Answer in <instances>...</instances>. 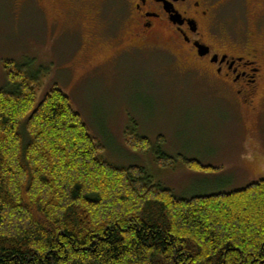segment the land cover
Returning a JSON list of instances; mask_svg holds the SVG:
<instances>
[{
    "label": "trees",
    "instance_id": "trees-1",
    "mask_svg": "<svg viewBox=\"0 0 264 264\" xmlns=\"http://www.w3.org/2000/svg\"><path fill=\"white\" fill-rule=\"evenodd\" d=\"M2 67L0 264H264V180L177 198L145 169L106 162L58 88L37 105L42 71ZM126 141L152 148L134 128ZM155 149L161 167L217 171Z\"/></svg>",
    "mask_w": 264,
    "mask_h": 264
},
{
    "label": "rangeland",
    "instance_id": "rangeland-1",
    "mask_svg": "<svg viewBox=\"0 0 264 264\" xmlns=\"http://www.w3.org/2000/svg\"><path fill=\"white\" fill-rule=\"evenodd\" d=\"M115 1L42 0L40 9H20L14 3L21 5L20 0H0V89L5 61L28 65L34 74L42 71L37 105L58 88L103 147L106 162L145 169L177 198L231 193L264 180V85L256 110L245 112L235 100L220 96V88L158 60L163 54H121L131 42L127 27L108 24L118 14ZM251 2L226 6L224 19L239 37L255 33L264 65V3L256 9ZM100 21L115 36L108 38ZM77 36L83 44L79 51ZM132 128L149 139L150 151L129 148L126 131ZM156 147L217 171L194 172L180 162L161 167Z\"/></svg>",
    "mask_w": 264,
    "mask_h": 264
},
{
    "label": "flooded vegetation",
    "instance_id": "flooded-vegetation-1",
    "mask_svg": "<svg viewBox=\"0 0 264 264\" xmlns=\"http://www.w3.org/2000/svg\"><path fill=\"white\" fill-rule=\"evenodd\" d=\"M20 1L21 5L14 2L20 9L27 5L41 8L42 0ZM240 1L116 0L118 14L108 24L111 28L115 21L128 28L131 45L121 54H163L164 59L158 56V60L172 64L185 77L195 75L213 88H220V96L235 100L245 112H253L264 85L263 52L255 46L252 30L239 37L224 19L226 6L232 8ZM263 1L252 0L251 5L257 9ZM95 14L100 16L101 9ZM99 23L108 38L115 36L113 30V34L106 31L107 23ZM82 45L78 37L76 51Z\"/></svg>",
    "mask_w": 264,
    "mask_h": 264
}]
</instances>
